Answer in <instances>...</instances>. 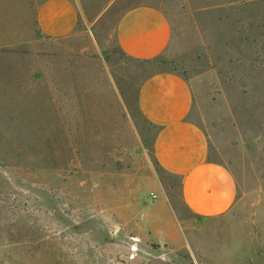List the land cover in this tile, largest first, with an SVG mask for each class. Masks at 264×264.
<instances>
[{
    "label": "rangeland",
    "instance_id": "1",
    "mask_svg": "<svg viewBox=\"0 0 264 264\" xmlns=\"http://www.w3.org/2000/svg\"><path fill=\"white\" fill-rule=\"evenodd\" d=\"M77 3L75 31L49 37L33 0H0V264H264V0ZM144 3L172 38L138 60L115 27ZM160 71L189 81L190 118L235 177L222 215L186 212L155 159L137 90Z\"/></svg>",
    "mask_w": 264,
    "mask_h": 264
},
{
    "label": "crops",
    "instance_id": "2",
    "mask_svg": "<svg viewBox=\"0 0 264 264\" xmlns=\"http://www.w3.org/2000/svg\"><path fill=\"white\" fill-rule=\"evenodd\" d=\"M33 1L39 35L60 37L75 31L79 18L77 0ZM115 36L124 55L148 60L167 49L172 25L162 8L135 4L120 14ZM192 105L189 81L176 71L152 73L138 86V109L156 128L155 159L166 173L179 178L180 199L186 212L204 219L222 215L233 207L237 182L227 166L210 158L207 134L190 118ZM169 231V239L180 240L174 225Z\"/></svg>",
    "mask_w": 264,
    "mask_h": 264
}]
</instances>
